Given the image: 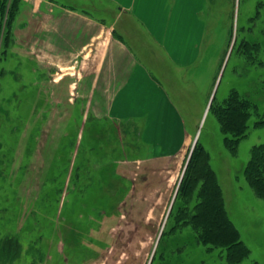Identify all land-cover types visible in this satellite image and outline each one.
<instances>
[{
  "label": "rangeland",
  "instance_id": "rangeland-1",
  "mask_svg": "<svg viewBox=\"0 0 264 264\" xmlns=\"http://www.w3.org/2000/svg\"><path fill=\"white\" fill-rule=\"evenodd\" d=\"M10 1L0 0L7 5L2 32ZM36 1L18 0L5 53L0 43V264H150L198 138L210 154L229 215L251 250L237 264H264V199L244 175L251 148L264 142V127L254 126L253 114L233 155L209 112L215 94L221 99L234 87L247 90L264 109V66L245 76L242 58L232 53L241 25L251 28L249 37L264 40V0H151L159 28L150 19L129 18L139 31L137 37L131 34L137 45L147 42L145 63L138 61L154 67L157 94L168 98L155 103L149 99L154 85L126 86L132 69L124 66L121 75L106 66L108 76L90 85V67H80L79 84L70 75L51 80L46 58L65 56L55 47L60 19L53 10L48 23L55 31L43 37L51 35L56 50L43 53L33 40L28 44L30 26L39 18L38 12L32 20L29 12ZM189 12L197 20H169ZM34 32L40 38L39 30ZM171 38L188 48L191 58L185 63L177 62ZM114 50L111 63L129 59L124 48ZM260 52L264 58V47ZM68 60L66 54L63 61ZM179 236L170 233L162 240L154 264H229L225 249H208L189 227Z\"/></svg>",
  "mask_w": 264,
  "mask_h": 264
},
{
  "label": "trees",
  "instance_id": "trees-1",
  "mask_svg": "<svg viewBox=\"0 0 264 264\" xmlns=\"http://www.w3.org/2000/svg\"><path fill=\"white\" fill-rule=\"evenodd\" d=\"M18 3V0L10 1L6 29L3 32L1 12L4 8L7 10V5H0V43H2L3 52L9 48L11 27L17 15ZM262 4L260 3L259 6ZM250 30L251 28L245 25L239 26L232 50V53H237L244 62L243 74L245 73V76L249 75L250 68L264 66L263 52H260L264 47V40L261 37H249ZM215 95L209 112L215 116L220 131L224 134V147L235 155L241 140L248 134L249 119L253 114L258 116L254 126L264 127V109L261 111L258 104L250 99L248 91L241 90L239 87L230 89L221 99L217 98V93ZM28 165L20 167L24 176L27 173ZM46 174L49 175V172L46 171ZM244 175L257 196L264 199V142L251 148L250 158L244 167ZM48 179H52V177L45 181ZM55 181L57 182L56 179ZM112 211L107 213H112ZM187 227L190 228L197 241L206 245L208 249H225L226 261L229 264L240 263L250 255V248L242 240L240 230L226 208L217 172L211 165L210 154L201 142V138H198L190 155L150 264H154L162 240L170 233L181 237L179 235ZM121 234H123L122 231ZM117 240L115 238L114 242L120 241V239Z\"/></svg>",
  "mask_w": 264,
  "mask_h": 264
},
{
  "label": "crops",
  "instance_id": "crops-1",
  "mask_svg": "<svg viewBox=\"0 0 264 264\" xmlns=\"http://www.w3.org/2000/svg\"><path fill=\"white\" fill-rule=\"evenodd\" d=\"M102 1L103 2L100 4L99 0H37L34 6L31 8L29 12L32 13V16L30 15L32 20L35 19L33 17H36L35 13L37 14L38 12L39 13L37 15H39V18L35 20V26H30V28L32 29L31 31L33 32L28 35L30 40H28V44L33 40V46H37L35 45L36 43L41 45L40 50L43 53H46L45 48L47 52L60 48L63 51L57 52H63V54L65 56L67 54V57L69 58L67 62L63 61L65 56H59L54 60H52L50 57L46 58L45 61L47 64H49V66H45V68H47V72L48 74H50V79H53L55 83H58L63 77L68 78L70 75L74 78V84H79L80 81L77 82L75 77H77L78 79L80 78L81 68L86 69L90 67L93 70V74H89L90 76H88L87 79V83L90 85L99 82L102 77L108 76L107 72L105 71L106 66L109 68L111 67V69H117L120 75L122 73L121 67L124 66L125 68L132 69L129 72L131 78H129L126 86L127 84H129L133 85V88H135L139 84L144 86L147 85L149 86V88H152V86L154 85V87L152 88L153 96L149 99H152L153 103H155L156 101H167L168 98L165 96V92L157 94L156 86L159 87L158 82L154 78L150 70H153L154 67H145V58L143 56L144 46L145 44H147V42H145L143 48L137 45L133 37H137L139 35V31L129 21V18L135 20L136 22H145L146 19H150L153 22L152 27L154 25H157V28H159L157 15L155 13H151L150 11L152 7L151 0ZM106 5H109L110 7ZM180 5L181 4H179V6ZM54 6L60 7H56L55 9ZM53 10H56L58 12V17L56 19H60L57 20L56 23V31L60 34L58 45L55 46L57 47L56 49L51 44V35L49 39L48 37L47 39H44L46 44H42L44 41V35L47 32L52 33V30L55 31V28H52L51 23H48V21L54 19L53 17H49V15H51L50 13ZM33 14L35 16H33ZM195 14L197 15V11L195 12ZM195 14H191L189 12L188 15L184 17V19L177 14H172L169 15V20L171 22L174 20H183V22L184 20L185 22L191 21L193 19L197 20V18L193 17ZM106 18L108 20L107 25L104 23ZM112 18L114 19V22H111ZM37 23L39 24V28L36 27ZM152 27L151 30L153 31ZM34 29L35 31L39 30L41 34L40 38L35 36ZM131 34L133 35V37L131 36ZM113 35L117 39H119L116 41H121L125 45L123 44L122 47L121 44L116 45L114 43L115 40H113L112 38ZM175 39L171 38V45L175 46L176 49H173L171 46L170 48L173 49V51L176 50L175 54H177V62L183 64L185 63V58H191L190 53L186 50L188 48H186L185 46H177ZM164 44L166 45V43ZM29 47L30 52L32 43ZM114 47L124 48L126 50L125 53L129 56V59L123 60V62L114 61L111 63V58H115L114 56H112L113 53L117 52L116 50H114ZM153 54H155L154 51ZM138 60L144 63H140ZM102 68H104V71H102ZM57 70L58 72L56 73ZM54 73L56 74L54 75ZM111 76L109 78H111ZM105 90L102 92V94L106 92ZM115 99H117V96L115 97Z\"/></svg>",
  "mask_w": 264,
  "mask_h": 264
},
{
  "label": "water",
  "instance_id": "water-1",
  "mask_svg": "<svg viewBox=\"0 0 264 264\" xmlns=\"http://www.w3.org/2000/svg\"><path fill=\"white\" fill-rule=\"evenodd\" d=\"M226 62H227V61H226ZM226 62H225V63H226ZM223 70H224V67H223L222 71H223ZM196 141H197V140H196ZM195 144H196V142H195ZM195 144H194V146H195ZM192 151H193V150H192ZM173 199H174V198H173ZM172 202H173V200H172Z\"/></svg>",
  "mask_w": 264,
  "mask_h": 264
}]
</instances>
